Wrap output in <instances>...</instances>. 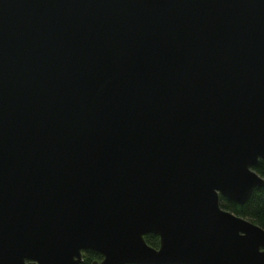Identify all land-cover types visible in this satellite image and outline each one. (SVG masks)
Listing matches in <instances>:
<instances>
[{
	"label": "water",
	"instance_id": "95a60500",
	"mask_svg": "<svg viewBox=\"0 0 264 264\" xmlns=\"http://www.w3.org/2000/svg\"><path fill=\"white\" fill-rule=\"evenodd\" d=\"M261 160L264 0H0V264H264Z\"/></svg>",
	"mask_w": 264,
	"mask_h": 264
},
{
	"label": "trees",
	"instance_id": "16d2710c",
	"mask_svg": "<svg viewBox=\"0 0 264 264\" xmlns=\"http://www.w3.org/2000/svg\"><path fill=\"white\" fill-rule=\"evenodd\" d=\"M255 170L264 177V161L261 160ZM222 206L237 215L250 219L264 228V187L257 188L251 199L245 204H237L225 197H221ZM147 242L154 248H159L160 237L155 234L146 236ZM103 256L95 251H87L84 254L82 264H92L94 261L102 260Z\"/></svg>",
	"mask_w": 264,
	"mask_h": 264
}]
</instances>
